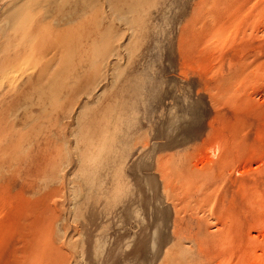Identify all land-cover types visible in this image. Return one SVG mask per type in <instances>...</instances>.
I'll return each mask as SVG.
<instances>
[{
  "label": "rangeland",
  "instance_id": "1",
  "mask_svg": "<svg viewBox=\"0 0 264 264\" xmlns=\"http://www.w3.org/2000/svg\"><path fill=\"white\" fill-rule=\"evenodd\" d=\"M235 21L221 0H0V264H264V196L236 243L207 202L224 82L247 105L228 126L259 109L242 164L264 169Z\"/></svg>",
  "mask_w": 264,
  "mask_h": 264
},
{
  "label": "bare ground",
  "instance_id": "2",
  "mask_svg": "<svg viewBox=\"0 0 264 264\" xmlns=\"http://www.w3.org/2000/svg\"><path fill=\"white\" fill-rule=\"evenodd\" d=\"M221 6L223 15L233 17L238 24L239 40L236 49L238 73L236 84L233 85L234 89L246 87L248 83L262 86L264 89V0H221ZM231 87L230 82H224L225 97L221 101L222 111L219 113L222 122L216 129V132L221 131L218 133L220 137L217 144L220 153L221 186L216 194L210 189L212 185L210 181L206 188L209 210L231 223V228L223 230L220 237L222 240H232L236 243L244 228H251L259 220L254 214V209L257 206V200L264 196V169H252L247 167V163V165L242 164L248 155L253 161L261 157L260 146L249 139L250 131H243V123L245 124L249 119L259 121L257 117L259 109L256 105L249 103L248 107L254 110L246 119L243 115L235 116V125L232 126H228L225 122L226 108L241 110V106H247L245 102H237L227 97ZM211 132L215 134L214 126ZM235 170L242 176L233 178L232 174Z\"/></svg>",
  "mask_w": 264,
  "mask_h": 264
}]
</instances>
